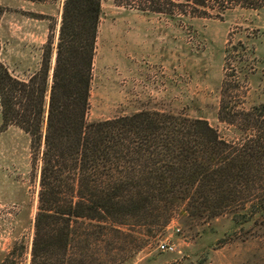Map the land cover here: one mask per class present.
<instances>
[{
	"label": "trees",
	"instance_id": "1",
	"mask_svg": "<svg viewBox=\"0 0 264 264\" xmlns=\"http://www.w3.org/2000/svg\"><path fill=\"white\" fill-rule=\"evenodd\" d=\"M233 6L264 0H155V14L219 17ZM100 18V0H63L37 69L21 78L0 61V127L28 137L38 187L28 264H122L144 246L130 232L152 234L174 215L264 217V99L233 101L229 75L217 119L230 139L203 118L160 111L87 121Z\"/></svg>",
	"mask_w": 264,
	"mask_h": 264
},
{
	"label": "rangeland",
	"instance_id": "2",
	"mask_svg": "<svg viewBox=\"0 0 264 264\" xmlns=\"http://www.w3.org/2000/svg\"><path fill=\"white\" fill-rule=\"evenodd\" d=\"M62 3L0 0V61L14 75L24 78L39 66ZM100 3L87 121L160 111L203 118L230 139L234 131L217 119L225 74L235 86L233 101L248 107L264 99V6L170 18L155 14V0ZM37 189L28 137L0 127V262L16 243L7 264L29 263ZM130 234L144 246L122 264H264L262 216L235 223L224 214L189 223L174 215L152 234ZM167 241L174 251L160 252L158 244Z\"/></svg>",
	"mask_w": 264,
	"mask_h": 264
},
{
	"label": "built area",
	"instance_id": "3",
	"mask_svg": "<svg viewBox=\"0 0 264 264\" xmlns=\"http://www.w3.org/2000/svg\"><path fill=\"white\" fill-rule=\"evenodd\" d=\"M157 248H158V250L160 252H168V253H170V252H173L174 251V245L170 241L160 242L158 244V247Z\"/></svg>",
	"mask_w": 264,
	"mask_h": 264
}]
</instances>
